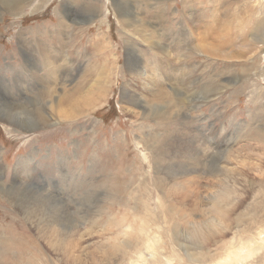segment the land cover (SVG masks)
I'll return each mask as SVG.
<instances>
[{"label":"rangeland","instance_id":"obj_1","mask_svg":"<svg viewBox=\"0 0 264 264\" xmlns=\"http://www.w3.org/2000/svg\"><path fill=\"white\" fill-rule=\"evenodd\" d=\"M196 2V19L202 27H220L217 32L227 34L232 41L233 45L221 48L224 54L211 56L190 50L187 36H184L188 34V26L183 17L182 0H150L151 11L140 0H25L21 6L9 8L0 1V76L4 77L0 81V93L4 94L0 105L18 99L19 91L13 85L16 73L28 85L26 95L33 97L38 81L26 71L25 61L36 63L46 74L37 46L47 42L51 55L59 54L53 44L60 17L67 21L68 39L65 41L69 46L62 53L70 72L65 77L67 86H72L78 79L81 68L91 72L101 69L103 64L108 90L105 100L89 113L70 120L52 118L34 131L27 126H15L14 129L0 119L2 177L8 182L21 167L20 178L43 189L45 202L50 200L46 194L60 199L69 219L80 229L74 228L76 235L86 234L83 239L77 236L71 239L78 246L72 256L73 263H69L62 258L63 250L51 247L47 243L49 239L38 234L31 222L15 211L11 199L7 202L0 193V220L8 214L7 221H0V264H131L134 258L135 264H142L145 255L140 259L134 257L140 251L144 254L156 252L154 259L145 264H163L166 259L172 264H201V255H205L203 260L221 255L230 237L236 234L254 236L264 230V193L262 204H259V198L252 201L255 194L260 195L259 187H264V43H261L264 41V15L259 13L254 0ZM158 10H162L163 23L154 16ZM135 13L159 29L169 39L168 43H173L172 37L183 39L179 43L184 47L173 52L179 54L181 51V57L171 66H181L185 68L183 72L195 66L188 73L191 82L158 77L157 84L168 90L173 98L167 107L169 110L164 108L169 112L166 111L168 118L165 121L156 117V108L152 106L155 103L146 104L145 109L127 103L124 98L132 95L150 99L149 86L145 87L132 67L147 70L166 56H154V48L147 46L128 25L122 26L123 19L136 18ZM245 16H250V20L243 18ZM256 20L259 24L254 27ZM252 31L255 32L253 38L258 34L263 35L259 36L263 39H252L249 35ZM100 37H104L102 45L105 43L106 46L98 52L92 51L90 44ZM239 37L246 43L244 47L259 43L262 47L254 54V51L244 49L246 53L236 54L237 58L228 57L232 50H239ZM46 79L42 80L41 86L49 83L52 86L51 76ZM173 86L180 87L189 96L186 100L190 106V119L182 114V101H176L178 92L172 89ZM39 100L40 103L45 101L36 96L35 101ZM131 107L135 109L127 112ZM196 139L199 146H192L195 151L188 149L187 144L193 145ZM173 147H177L174 156L171 154ZM230 151L233 152L230 154ZM196 156L202 160L201 167L195 164ZM194 167H198L197 170ZM219 170L220 175L223 173L220 185L216 177L210 175ZM163 173H173L175 179L172 176L166 181ZM230 178L236 179L238 190L246 196L232 204L233 197H227L228 203L223 204L227 212L225 218L238 216L243 220L245 216L242 223L256 226L244 232L230 224L217 232L216 225H210V230L216 231L213 240L198 248L201 243H194L186 229L212 214L210 203L221 194V188L231 194ZM162 183L172 194H186L181 203L184 215L183 224L178 225V235L173 231L175 224L169 220L174 206L171 207ZM51 200L46 202L49 214L45 217L55 216L53 222L60 229L58 217L62 216L59 215L62 211L56 207L52 210L57 202ZM223 205L221 208L225 207ZM14 218H19L20 223L15 224ZM258 220L262 224H258L261 223ZM124 237L129 238L131 246L139 247L120 255L118 246ZM141 238L155 243V248L147 250ZM102 251L115 256L106 260L101 255L100 260L98 256ZM189 251L198 260L192 261Z\"/></svg>","mask_w":264,"mask_h":264},{"label":"bare ground","instance_id":"obj_2","mask_svg":"<svg viewBox=\"0 0 264 264\" xmlns=\"http://www.w3.org/2000/svg\"><path fill=\"white\" fill-rule=\"evenodd\" d=\"M0 1L2 4H4L3 6L9 8L12 6H18V5L21 6L25 0H0ZM140 1L145 2V6H148L147 10L151 11V5L148 4V2L150 0H140ZM182 3H183V12H184L183 17H184V20H186L187 26H188V30L186 31V32H188V34L185 33L184 36H187L185 38H187L189 41L188 45H189L190 50H195V51L199 52L200 54H206L207 53V54H210L211 56H213V54L217 55L219 53H223L224 50L221 48L229 47V46L233 45V43H231L232 41H230V39H228L227 34L222 35V34H219V32H217V29H220V27L217 29H215L216 27L214 29L209 27V29H211V30H209L208 27L205 25H204V27H202V24L199 22L200 20L197 21V19H198V18L196 19L197 14L195 13L196 12L195 7L197 4L196 0H182ZM121 4L122 3H119L120 6H122ZM254 5L256 7L259 6L258 7L259 13H262L264 15V0H254ZM123 13H124V11H123ZM131 14H133V13H131ZM135 15L137 16L136 18H133V17L130 19L127 17L124 18L123 22H122V26L128 25L130 28L133 29V31H134L133 33L135 35L140 37V39L144 43L148 44L147 46L154 48L155 49L154 50V56L161 55V54L166 55V56L162 57L163 59L160 62H158L156 65L154 64L155 67H151L154 71L151 70V68H149L147 70L143 69V68L138 70V68L132 67V69L135 70L136 74L138 75L137 77L141 80V82L145 85V87L149 86V88H147L148 89L147 93H148V95L151 96V98L147 99V97H146L143 99L142 98L139 99V98H135L132 95H129V96L126 95L124 98L126 99L127 103L138 104L141 108H144L146 104L155 103L152 106H154L156 108V113H155L156 117L159 118L160 120L165 121V119L168 118L166 115V111L169 109H167V107L172 104L171 102H172L173 98H171V93L168 90L162 88L161 84H157L158 77L164 76L166 78L165 80H168V81L178 79V80H181V82L182 81L191 82V80L189 81L190 78H188V73L190 71H193L195 66L192 65L190 67V69L186 68V70L184 72L182 70H184L185 68H181V66H176V65L171 66L173 62L175 63L179 59V57H181V55H180L181 51L179 54H177L178 52H176V53H173V52H174V50L179 51L181 48L184 47V46L181 47V45L179 43V42H182L183 39H181V37H180V39L172 37L170 40H172L173 43H171V42L168 43L167 40H169V39L166 36H164V34H162V32L159 29L155 28L154 25L149 20H146L144 17H142L139 14L135 13ZM257 15H259V14H257ZM154 16L160 18L161 21H159V22H162L165 19L164 17H162V10L161 11L158 10V13H156ZM200 16H202V15H200ZM249 17L250 16H248V18H247L245 16L243 18H245L246 20L247 19L250 20ZM74 18H75V16H74ZM162 18H164V19L162 20ZM85 21H86V19H85ZM66 22L67 21L65 19L60 17L58 25H57L58 28H57V31H56L55 36H54L55 42H54V44L52 42V44L54 45L53 47H55V49L58 51L59 54L54 55V57H53L51 55V49L49 48L50 46L47 42H43L41 44L38 43V46H37L38 47L37 48L38 53L37 54L41 57L42 64L44 65V67H45L44 69L46 70V74L41 72L39 66L36 63H34V62L31 63V62L25 61L27 64V67H28L26 71L28 72L29 75L30 74L32 75V77L35 79V81H36V79L38 81L37 82L38 89H36L37 91L33 94L32 98L30 96L26 95V89H27L26 86H28V85L26 82L22 81L23 79L20 78L19 73L18 74L16 73L17 76L13 75V76H15L14 77L15 82L13 84L14 88L17 89V92L19 91L18 92L19 93L18 99L14 100L13 102L7 103V105H3V106L0 105V119H1V121L5 122L7 125H10L11 127H13L14 129H15V126L16 127L27 126L28 128L32 127V129L34 131V130L42 127L43 124L47 123L52 118H56L59 120H70L75 116H80L86 112L89 113L90 110H92L96 106H99L105 100V97L108 94V90H107L106 85H105L107 77H106V71L104 69L103 64L101 65V69L91 71V72L85 68H81L82 71L80 72V74H78L79 75L78 79L75 82H73L72 86H67V84L65 82V79H66L65 77H67L70 72H69L68 63H66V60L63 58L64 56L62 54L65 52V49H67V47L69 46L68 41H65V39H68L66 29H65L67 27ZM254 23H255L254 24V27H255L259 24V21L256 20V22H254ZM77 24H78V22H77ZM205 24H207L206 21H205ZM250 34H251V38L255 39L256 41H261L260 39H263V38H259V36H263V35H258V34H257V37L253 38V36L255 34L254 31L249 33V35ZM63 37H64V39H63ZM94 40H95L94 44L93 43L90 44V46L93 49L92 51L98 52L101 49H103L104 46H106L105 43L102 45V41H105L104 37L103 38L100 37V38L94 39ZM161 40L163 41V43ZM245 40H246V38H245ZM98 41L100 42V44H98ZM238 41L239 42L241 41V43L239 44V50H237V49H236V51L232 50V55L231 56L227 55L228 57L237 58L236 54H244V52H245L244 49H247L248 51H254L252 53V54H254L262 47L261 43H264V41H262L258 45L257 44L256 45L251 44L250 46L244 47V45H246V43H244L243 40L240 39V37H239ZM29 42H31V41L29 40ZM24 43H25V41H24ZM31 45H32V47H35V46H33L34 44H31ZM252 46H254V48L251 49ZM28 54H29V52H28ZM186 56L190 57V55H186ZM184 57H185V55H184ZM137 59L141 60L140 57H138ZM35 60L36 59H34V61ZM30 61H32V60H30ZM39 61H40V59H39ZM181 61H183V60H181ZM179 65H181V63ZM147 67H149V66H147ZM7 69H9V68H7ZM104 74H105V77H104ZM49 75L51 76L50 82L52 83V86H49V84H50L49 83L48 85H44L42 87L41 86L42 80L46 79V77ZM182 77H185V79H187V80H183ZM1 80H4L3 76L2 77L0 76V81ZM181 82L179 84H181ZM57 85H60V86L56 87ZM184 85H185V83H184ZM1 87L2 86L0 84V90H2ZM172 89L178 92V94H177L178 97H177L176 101H178V102H179V100L182 101V103L180 104L182 107V111H183L182 114L187 119H190L192 117L189 113L190 106H187V100H186L187 97H189V96H187V94L180 87L173 86ZM22 90H24V93L22 92ZM125 93H127V92H125ZM128 93H130V92H128ZM3 95L4 94L0 93V99L2 98ZM36 96L39 97V99L44 98L45 99L44 103H40V100L38 102H36L35 101ZM8 98H10V97H8ZM163 103H165V104H163ZM142 104H144V105H142ZM132 108L133 107H131L130 109L128 108L127 112L128 111L131 112L135 109L134 108L132 110ZM164 108H166L167 110H165ZM145 109H146V107H145ZM168 114H169V112H168ZM134 117H135V114H134ZM15 120L18 123L15 122ZM195 138H197V137H195ZM262 139H264V138H262ZM198 141H199L198 139L194 140L195 143L193 145L187 144L188 149L190 148L191 150L195 151L194 148H192V146H199L197 144ZM261 141L263 144V140H261ZM167 144L169 145V143H167ZM182 149H183V145H182V148L180 150H182ZM176 151H177V147H173L171 154L174 156ZM232 152L233 151H230L228 153L231 154ZM234 152H236V151L234 150ZM263 152H264V150H263ZM180 153L184 154V152H180ZM195 159H196L195 164L199 165L201 167L202 160L199 159V157H197V156L195 157ZM242 162H244V161H242ZM246 163L247 162H244V164H246ZM200 167H199V172H200ZM197 168L198 167H194V170H197ZM19 170L20 171H18V170L15 171L17 173V175L13 174L12 179L9 180L8 182H6L4 177H2L3 171H2V169H0V193L5 197V200L7 202L9 201V198L11 199V201H12L11 204L13 205L15 211L19 215L24 216L27 220H29V222H31V224L34 226L35 231L38 234H42L45 238L49 239L47 241V243L51 247L52 246L59 247L63 250L62 251L63 252L62 258H64V260L66 259L65 261H67L69 263H73L72 256L75 255V251H76V247L78 246V243H73L71 239L74 236H77V237H80L83 239V236H85L86 234L82 235V233H81V234H79V236L76 235L74 228L77 229L76 231H79L80 229L78 230L77 225L74 224L70 220L71 218L69 219V215L66 214V210L64 209L65 207H63V204L60 201V199L53 198L52 196L46 194L47 199L50 198V200L53 199L54 203L57 202L56 205L52 206L51 209L54 210L56 207L57 208L56 210L59 209L60 211H62L59 214L62 216L58 217L60 220L59 224L61 225V227L59 226L60 229H57V227L55 226V224L53 222V221H55L54 220L55 216L53 215L54 216V217H52L53 219L45 217L46 214L47 215L49 214L46 211V209H47L46 208V205H47L46 202H50V200L45 202V197L42 194L43 189L41 190V188L37 187V185L29 184V183L23 181L19 176V174H21V172L23 170L21 169V167H19ZM167 171H168V168H167ZM163 174L165 175L166 181L169 177H172V176L174 177L173 173L172 174L163 173ZM222 174L220 175V170L218 172L217 171L210 172V175H212L213 177H216V181L218 180V182H217L218 185H220L221 181L223 180ZM225 176L227 177V175H225ZM174 179H175V177H174ZM186 180H188V179H186ZM235 180H232V179L230 180L231 185H232L231 186L232 189H230L229 193H231L233 195L228 194L226 192V190H222V188H221L220 191H221V194L223 193V195L221 196V194H217L214 197L213 201L210 203V207H211L210 209L213 211L212 214L202 217L201 218L202 220L200 219L198 222H196L195 224L190 226L188 229H186L188 232L187 234L191 237L193 236L192 241L194 243H196V244H197V242L201 243V245L199 244L198 248L203 246L204 243H206V242L209 243L210 241L213 240V237L216 234L215 230H217V232L222 231V230H224L223 229L224 227H226L230 224L237 225L236 230L237 231L241 230L244 232L249 231L253 225L256 226V224H246V223L244 224V223H242L241 221L244 220L245 216L243 217V220H242V218H239L238 216H236V218H231L228 215L229 217H227V219L225 218L226 213H227L225 205L228 203V202H226L227 197H229V198L233 197L232 202L230 203V204H232L234 202V200L235 201L237 200L239 203V201L242 198H245V196H246L245 192L243 193L242 190L241 191L238 190V187H237L238 182ZM187 183H188V181H187ZM161 185L163 188H165L164 183H162ZM165 190H167V194L169 195V198L171 201L170 204H172L171 207L172 206L175 207V209H173L174 207L172 208L173 211L170 210L171 211V218L169 220H171V222H173L175 224V226H174L175 230H173V231L175 233H177V232H180V231H178V229H179L178 225L183 224V221L181 223V220H182L183 215H184V213H183L184 210H181V206H182L181 203L184 199H186V197H185L186 194L179 196L175 192H173V194H172V192H169V190L166 188H165ZM263 190H264V187L263 188L259 187L258 193H260V195L255 194L252 201L259 198L260 199L259 204H262L263 203L262 196L264 193ZM43 193H45V192H43ZM171 195H173V196H171ZM192 195H194V194H192ZM210 198H211V196H210ZM172 199H173V201H172ZM223 199L225 200L224 203H222ZM195 202H197V201H195ZM251 202H250V205H251ZM221 204L222 205L225 204V205H223L225 207L221 208ZM171 207H169V208H171ZM253 209H255V207H253ZM227 210H228V208H227ZM4 216H5L4 218L1 217V220L7 221L8 214H6ZM263 218H264V216H263ZM14 219H15V224L20 223L19 218H14ZM188 221H189V219H188ZM43 222H44V225H42ZM171 222L169 224H171ZM255 222H256V219H255ZM259 222H261V223H258V224H262V221H259ZM184 224H186V223H184ZM210 225H216V226H214L215 230L213 228L210 230ZM78 233L79 232H77V234ZM177 235H178V233H177ZM236 238H237V240H236ZM141 239H142V244L145 245V248H147V250L148 249L151 250V249L155 248V246H154L155 243L150 242V241H146V240L144 241L143 238H141ZM189 240L191 241V239H189ZM194 240H197V241H194ZM143 241H144V243H143ZM228 241H229V243H227V246L225 247L226 250L225 251L223 250L224 252L221 253V255H215V256L213 255L214 257L211 256L212 259H210V260H207V259L203 260L202 258L205 255H201V259H200L201 262L200 263L201 264H264V230L263 231L260 230L259 232H257V234H254V236H252L251 234L244 235V236L242 234H240V235L236 234L235 236L230 237V240H228ZM154 242H156V240ZM131 244L132 243L129 241V238L124 237L122 239L121 245L118 246L120 255H121V252H128V251H131L132 248L137 249L139 247L136 244L134 246H131ZM195 251H198V250H195ZM190 252L191 251H189L190 259H192V261L198 260L197 258H194L195 257L194 255H196V254H194L193 255L194 257H192L193 253L190 254ZM102 253H104V254H102ZM102 253L99 256L97 255L100 260H101V255L105 256L106 260L115 256L112 253H107L106 251H102ZM155 253L150 251V252H148V254H144V252L140 251L137 253V256H134V257H137V259H138L142 255H145L146 258L143 256H142L143 259L141 258L143 260L142 264H145V262L150 263V261L152 259H154ZM114 254H115V252H114ZM133 254H135V253H133ZM134 257L132 256V259ZM135 261H137V260L134 258V260H132L130 262H131V264H135V263H137ZM163 264H172V261L170 259H166L165 263H163Z\"/></svg>","mask_w":264,"mask_h":264}]
</instances>
